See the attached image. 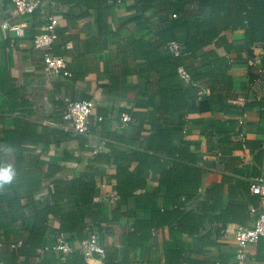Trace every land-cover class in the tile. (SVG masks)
<instances>
[{
  "label": "crops",
  "instance_id": "obj_1",
  "mask_svg": "<svg viewBox=\"0 0 264 264\" xmlns=\"http://www.w3.org/2000/svg\"><path fill=\"white\" fill-rule=\"evenodd\" d=\"M41 1L34 12L21 14L13 0H0V22L25 23L24 35L0 27V167L11 165L15 170L17 158L24 157L29 163L27 172L37 174L43 182L34 197L45 202L54 178H71L102 154L109 160L94 163L100 170L95 176L97 197L117 192L106 177L116 167L115 151H142L153 130H184L183 137L173 142H189L195 158L158 155L169 160V167L181 161L200 168L197 191L191 198L182 194L180 207L171 196L139 200L137 195L147 196L160 186V175L149 169L144 172L146 185L137 188L135 195L117 193L116 201L98 200L106 217L115 210L121 212L117 222L98 231L106 249L104 262L235 264V232L239 226L252 225L249 208L261 204L249 184L264 172V118L259 106L247 110L243 127L249 143L246 148L239 135V118L246 103L264 100V82L248 65L250 57L264 64L262 43L248 44L243 31L224 33L215 41L218 49L228 50L234 58L230 73L239 94L229 102L239 109H202L199 101L211 91L205 86L207 92H199L185 109L174 113L162 109L158 95H147L156 90L158 71L151 65L152 58L133 49L140 39L157 41L155 31L163 27L166 17L163 0ZM49 16L57 20L58 37L52 52L66 58L68 74H47L43 52L34 47V36L49 22ZM174 55L178 54L168 44L160 49L167 62ZM193 61L187 58L181 66L187 69ZM189 86L180 76L175 82L160 84L168 92ZM67 98L95 101L87 134L72 131L65 118ZM125 113L131 121L121 120ZM131 165L135 168L137 161ZM1 194L0 187V240L5 243L0 248V264H64L63 252L52 247L38 257H18L17 246L12 244L21 242L23 231ZM13 196L25 202L16 191ZM58 224V218L50 220L43 245L54 242ZM68 237L79 240L73 234ZM88 258L91 264H101L97 256ZM248 264H264V238L251 245Z\"/></svg>",
  "mask_w": 264,
  "mask_h": 264
},
{
  "label": "trees",
  "instance_id": "obj_2",
  "mask_svg": "<svg viewBox=\"0 0 264 264\" xmlns=\"http://www.w3.org/2000/svg\"><path fill=\"white\" fill-rule=\"evenodd\" d=\"M63 1V0H59ZM181 4L184 7L181 8ZM165 23L155 32L154 43L143 40L135 41L133 49L147 58H152L151 65L158 71L156 90L147 92L150 98L158 95L164 110L177 113L186 108L189 99L201 92L203 85L210 88V94L200 100L202 109L237 110L238 106L229 102L236 99L239 87L230 73L232 59L228 50L218 49L215 41L224 33L232 35L243 31L245 42L264 43V0H163ZM177 13V19L172 20ZM171 41H178L183 49L174 55L171 61L160 56V49ZM193 58L188 65L192 83L185 89L168 92L160 84L175 82L179 79V67L185 59ZM156 73V72H155ZM259 106V115L264 118V100H253L241 108L250 111ZM184 130L165 127L153 130L142 151H115L113 171L106 172V177L120 196L135 195L139 187L146 185L144 172L152 169L160 175V186L147 196L137 195V199L153 198L159 195L171 196L177 202L182 194L191 198L200 183V168L189 166L181 161L169 167V160H161L158 154L167 157L195 158L189 142L182 140L180 145L173 142L182 138ZM81 136V135H79ZM228 138V137H227ZM230 139V138H229ZM82 141L84 139H81ZM86 140V139H85ZM84 140V141H85ZM248 147V140L241 141ZM109 160L98 155L90 160L86 169L73 177L58 176L54 178L53 189L49 199L41 202L34 197L43 184L37 174L27 172L29 163L24 157L17 158L16 176L10 184L1 187V198L7 204L13 220L18 221L23 231L21 243L17 246L20 258L38 257V249L43 246L50 220L58 218L55 228L57 233L74 235L81 240L89 238L94 232L102 230L110 223L117 222L120 211L115 210L108 218L102 212V203L95 199L97 182L95 176L100 173L94 165L96 160ZM137 166L131 168V162ZM13 191L23 197L25 202L17 201ZM45 203V204H43ZM182 205L178 202V207ZM1 238V233H0ZM64 264H91L89 258L76 250L67 257Z\"/></svg>",
  "mask_w": 264,
  "mask_h": 264
},
{
  "label": "built area",
  "instance_id": "obj_3",
  "mask_svg": "<svg viewBox=\"0 0 264 264\" xmlns=\"http://www.w3.org/2000/svg\"><path fill=\"white\" fill-rule=\"evenodd\" d=\"M16 5L17 11L21 14H30L41 4V0H13ZM178 14L174 13L176 17ZM57 20L54 16H49V22L45 27L35 34L34 36V47L43 52L45 61V71L47 74L52 75L63 72L68 74L67 60L64 56L54 54L52 52L53 44L58 37ZM0 27L14 31L18 35L25 34V23L23 21H10L3 20L0 22ZM264 48V43L262 44ZM168 48L171 49L175 54H179L183 46L178 41H171L168 44ZM233 62V60H232ZM248 65L253 67L257 78L264 82V64H259L255 57H250ZM179 74L181 80L186 83H192L190 73L183 66L179 67ZM207 92V87L203 85L201 92ZM96 103L92 99H68L66 100L67 112L65 118L69 122L72 131L75 134H87L89 131L90 117L93 113ZM247 117V111H243L240 115L239 122L242 126L240 132V139L245 141V120ZM101 118V117H100ZM132 117L125 113L122 115L121 120L123 122L131 121ZM246 148V146L244 147ZM250 191L259 196L261 204L259 206L251 205L249 213L253 219L252 225L239 226L235 232V240L237 243L236 259L235 264H248L249 250L251 245L257 243L261 238H264V172L263 174L250 179L249 184ZM52 191V190H51ZM119 195L117 192H110L106 195H99L95 199L101 200L102 198H110L111 201H116ZM14 243L13 247L20 244ZM3 240H0V248L4 246ZM57 249L63 252V258L66 259L70 254L76 250L82 252L87 257L97 256L101 260V264H106L104 258L106 256V249L100 240L99 232H94L89 238L71 241L68 235L63 233H57L54 237V242L51 245H43L38 249L39 253L49 248ZM4 264V262H1ZM37 264H41L38 262Z\"/></svg>",
  "mask_w": 264,
  "mask_h": 264
},
{
  "label": "clouds",
  "instance_id": "obj_4",
  "mask_svg": "<svg viewBox=\"0 0 264 264\" xmlns=\"http://www.w3.org/2000/svg\"><path fill=\"white\" fill-rule=\"evenodd\" d=\"M16 176V172L11 165L0 167V186L10 184Z\"/></svg>",
  "mask_w": 264,
  "mask_h": 264
}]
</instances>
